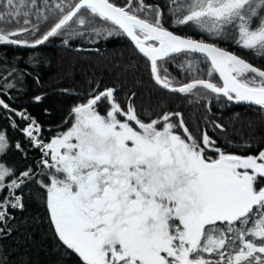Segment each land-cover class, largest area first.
I'll return each instance as SVG.
<instances>
[{"label":"snow or ice","instance_id":"1","mask_svg":"<svg viewBox=\"0 0 264 264\" xmlns=\"http://www.w3.org/2000/svg\"><path fill=\"white\" fill-rule=\"evenodd\" d=\"M167 7L174 26L231 40L264 59V0H168ZM163 21L162 7L145 0L135 6L133 0L125 6L111 0H0V46L37 49L63 37L67 47L77 37L98 43L124 35L146 58L161 89L195 95L196 103L203 89L228 102L258 106L264 117V70L215 43L176 35ZM181 55L192 57L179 66L192 77L182 84L158 63ZM204 62L207 76L218 74L222 86L196 77ZM22 76L0 53V93L15 89L12 80ZM116 92L99 90L97 82L86 102L71 108V126L47 142L35 119L0 99V109L25 124L21 129L6 115L10 127L41 154L39 171L26 166L17 173L3 160L10 142L0 130V239L18 230L17 213L27 210L23 193L34 185L32 195L46 205L55 237L81 264H264V148L255 155L226 153L207 130L194 136L182 112L157 105L144 110L150 112L145 120L135 92L123 104ZM101 103L107 105L104 114ZM211 126L226 133L220 123ZM238 134L251 141L247 148L264 145V120L241 121ZM14 147L26 157L21 142ZM18 251L0 243V264H31Z\"/></svg>","mask_w":264,"mask_h":264},{"label":"trees","instance_id":"2","mask_svg":"<svg viewBox=\"0 0 264 264\" xmlns=\"http://www.w3.org/2000/svg\"><path fill=\"white\" fill-rule=\"evenodd\" d=\"M111 2L117 6H125L127 0H111ZM135 3L136 0H133L134 6ZM145 3L162 7L164 26L174 34L195 39L204 37L206 42L215 43L264 70V59L256 58L250 51L238 47L231 40L214 39L206 36L207 33L187 25L174 26L168 12V0H145ZM51 23L50 20L41 25V34L51 26ZM108 26L111 27V25ZM62 40L63 37L52 38L46 45L27 50L13 46H0V53L6 54L9 66L15 64L23 74L22 81L12 80L16 83V88L7 90L6 95L0 93V99L9 103L11 108L25 111L35 119L41 125L40 136L44 141H49L71 126L72 118L69 115L71 108L86 102L88 94L99 82V90L107 87L116 88V96L121 104L125 102L126 95L135 92L134 103L142 119L149 118L150 112H145V109L150 110L157 105L165 111L182 112L194 136L199 138L200 133L207 130L226 153L242 156L255 155L259 148H264V145L255 143L251 148H247L246 143L251 141L248 140L247 135L238 134L241 121L253 120L259 123L264 120L258 106H235L223 97L218 98L210 92L205 94L203 89L198 90L201 93L199 103L195 102L197 100L195 95L182 97L179 94L163 91L152 82L147 61L133 50L123 35L112 36L106 40L101 39L98 43H89L87 36L77 37L71 40L67 47L63 45ZM78 48L79 51L76 50ZM196 55L199 56V54ZM16 57H19V60H15ZM29 57H32L31 61ZM188 59L192 57L181 55L175 60L158 63L162 70L167 68L170 75L182 84L189 82L192 78L186 68L182 70L179 67ZM199 59L203 61L204 57L199 56ZM200 67L202 71L196 74L197 78L211 79V82L220 85L215 74L212 78L207 76V62L201 63ZM37 77L40 80L39 84L36 83ZM63 89L69 91L64 92ZM36 95L42 96L43 99L35 102L33 98ZM189 100L193 103L189 104ZM106 110L105 103L98 105V111L101 114H104ZM159 110L160 108H157V111ZM237 113L239 119H236ZM6 115L16 120L21 129L25 127L14 113L5 114V111L0 109V130L5 131L10 142L9 151L3 156V160L9 166H15L17 173L24 170L26 166H33L36 171H39L35 165L40 159V152L29 145L22 132L10 127ZM212 121L224 125L226 133L214 129L211 126ZM244 131L247 132L246 127ZM229 140L232 143H228ZM18 141L26 150V157L15 149L14 145ZM207 154L216 158L213 152ZM33 191H35L34 185L31 189L26 188L23 193L27 210L17 213L18 230L12 234L11 239L7 237L0 239V243L13 250L18 248V255H26L31 259V264H81L79 257L71 250H67L55 237L46 205L39 200L38 196L32 195ZM20 221L23 223L21 224Z\"/></svg>","mask_w":264,"mask_h":264},{"label":"water","instance_id":"3","mask_svg":"<svg viewBox=\"0 0 264 264\" xmlns=\"http://www.w3.org/2000/svg\"><path fill=\"white\" fill-rule=\"evenodd\" d=\"M124 36V35H123ZM125 38L128 40V42L130 43V45L132 46V48H133V50H135L144 60H146V58H144L143 56H142V54H140L139 52H138V50L135 48V46H134V44L132 43V41L128 38V37H126L125 36ZM43 46V45H42ZM39 47H41V46H39ZM20 49H24V50H27V49H29V48H20ZM259 69V68H258ZM149 71H150V67H149ZM215 76H216V78L219 80V83H220V86H222V81H220V79H219V75L218 74H215ZM153 82V81H152ZM157 86V85H156ZM158 88H160L159 86H157ZM161 89V88H160ZM163 90V89H162ZM163 91H165V92H167V93H169L170 94V92H168L167 90H163ZM173 94V93H172ZM224 100H226L225 98H224ZM229 103H231V104H233V105H237V106H247V105H249V104H246V103H235V102H229ZM250 106H255V105H250Z\"/></svg>","mask_w":264,"mask_h":264},{"label":"rangeland","instance_id":"4","mask_svg":"<svg viewBox=\"0 0 264 264\" xmlns=\"http://www.w3.org/2000/svg\"><path fill=\"white\" fill-rule=\"evenodd\" d=\"M206 36H209V35H206ZM192 39H195V38H192ZM196 40H204L205 41L204 37L203 38H200V39H196Z\"/></svg>","mask_w":264,"mask_h":264}]
</instances>
